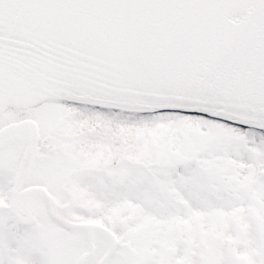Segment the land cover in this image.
<instances>
[{
    "label": "snow or ice",
    "instance_id": "snow-or-ice-1",
    "mask_svg": "<svg viewBox=\"0 0 264 264\" xmlns=\"http://www.w3.org/2000/svg\"><path fill=\"white\" fill-rule=\"evenodd\" d=\"M0 264H264V0H0Z\"/></svg>",
    "mask_w": 264,
    "mask_h": 264
}]
</instances>
